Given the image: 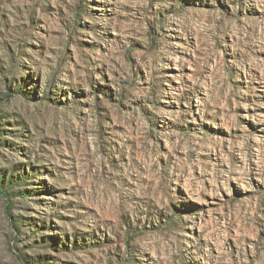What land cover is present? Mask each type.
<instances>
[{"label": "rangeland", "instance_id": "374dc122", "mask_svg": "<svg viewBox=\"0 0 264 264\" xmlns=\"http://www.w3.org/2000/svg\"><path fill=\"white\" fill-rule=\"evenodd\" d=\"M0 264H264V0H0Z\"/></svg>", "mask_w": 264, "mask_h": 264}]
</instances>
